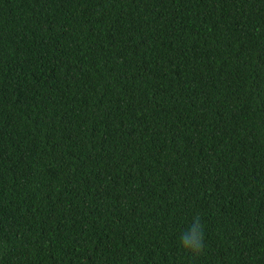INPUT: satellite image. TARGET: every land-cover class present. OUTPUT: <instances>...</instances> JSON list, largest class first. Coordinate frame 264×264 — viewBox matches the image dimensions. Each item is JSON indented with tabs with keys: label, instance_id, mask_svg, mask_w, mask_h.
I'll return each instance as SVG.
<instances>
[{
	"label": "trees",
	"instance_id": "16d2710c",
	"mask_svg": "<svg viewBox=\"0 0 264 264\" xmlns=\"http://www.w3.org/2000/svg\"><path fill=\"white\" fill-rule=\"evenodd\" d=\"M0 264H264V0H0Z\"/></svg>",
	"mask_w": 264,
	"mask_h": 264
},
{
	"label": "clouds",
	"instance_id": "9594fccd",
	"mask_svg": "<svg viewBox=\"0 0 264 264\" xmlns=\"http://www.w3.org/2000/svg\"><path fill=\"white\" fill-rule=\"evenodd\" d=\"M179 249L193 257H199L205 252V225L201 216L195 215L188 226L178 235Z\"/></svg>",
	"mask_w": 264,
	"mask_h": 264
}]
</instances>
